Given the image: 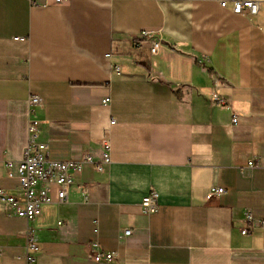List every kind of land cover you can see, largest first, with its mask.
I'll return each mask as SVG.
<instances>
[{
    "label": "crops",
    "instance_id": "0c3cea01",
    "mask_svg": "<svg viewBox=\"0 0 264 264\" xmlns=\"http://www.w3.org/2000/svg\"><path fill=\"white\" fill-rule=\"evenodd\" d=\"M235 1L0 0V189L19 195L33 119L50 160H92L34 220L0 201V264H28L32 238L33 264H264V226L242 234L264 222V0Z\"/></svg>",
    "mask_w": 264,
    "mask_h": 264
},
{
    "label": "built area",
    "instance_id": "2783aa9c",
    "mask_svg": "<svg viewBox=\"0 0 264 264\" xmlns=\"http://www.w3.org/2000/svg\"><path fill=\"white\" fill-rule=\"evenodd\" d=\"M71 0H56V4H69ZM226 2L222 3L225 7ZM260 11V4L258 1L244 0L235 1L233 12L235 14H246L250 16H257ZM141 38L149 41L150 51L156 55L161 50V42L149 30L141 33ZM15 40H24L16 38ZM214 100L220 104L225 105V101L217 96ZM111 102L110 98L103 101L105 106ZM42 100L39 97H33L31 104L33 107L41 105ZM238 123V118L234 116L233 124ZM112 125L115 124L113 120ZM40 121L33 119L28 128L29 142L24 151L23 159L17 164H9V167L16 165L17 177L19 179V195L10 194L4 189H0V201L3 204L10 205L14 208L16 215L28 221L34 220L41 216L43 206L53 202L51 197L52 189H56L57 201L65 203L68 200V192L74 183V174L79 172L85 163L91 162L89 157L80 161H52L49 159L47 144L40 141ZM112 146L110 139L106 136L102 141V156L103 164L107 165L112 162L111 157ZM253 162L249 166L253 167ZM101 170V168H100ZM225 193L223 188L214 187L211 190L213 196H221ZM158 193L151 192L144 197L141 208L146 215L154 214L159 209ZM246 223L249 227L242 230L243 235L250 233V228L256 226H264V222H257L251 212L246 213ZM131 230L125 231V236H130ZM93 251H97L93 256L96 262H108L114 258V254H103L99 251L97 245L92 246ZM39 248L37 242L32 238L28 244L27 262L33 264L36 261V254Z\"/></svg>",
    "mask_w": 264,
    "mask_h": 264
}]
</instances>
